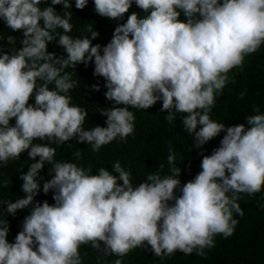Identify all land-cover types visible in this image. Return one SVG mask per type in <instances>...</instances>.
I'll return each instance as SVG.
<instances>
[{
    "label": "clouds",
    "instance_id": "obj_1",
    "mask_svg": "<svg viewBox=\"0 0 264 264\" xmlns=\"http://www.w3.org/2000/svg\"><path fill=\"white\" fill-rule=\"evenodd\" d=\"M87 4L75 0L77 9ZM132 4L94 0L96 13L113 21ZM135 4L146 15L131 13L101 54V45L92 44L99 33L91 25L85 29L91 39L66 34L71 12L57 15L52 6L42 9L41 0H0V20L23 33V47L11 53L0 48V166L29 149L34 161L20 175L25 195L4 203L14 222L0 211V264H222L219 252L236 257L235 264H264V234L255 233L260 225L252 213L256 203L242 220L240 200L241 194L258 198L264 213V0ZM51 5L72 7L70 0ZM57 28L65 33L58 35L62 58L47 50ZM7 41L15 45L16 37ZM90 62L114 106L101 111L104 126L85 130L88 112L71 104L68 93L77 82L63 70ZM32 96L34 105L28 103ZM216 106L234 119L224 120ZM151 107L162 112L151 129L158 132L136 147L125 144L153 170L146 178L119 161L113 172L85 170L56 161L49 145L32 143L62 145L77 138L98 152L117 138H133L140 124L150 128L135 110ZM177 121L196 149L217 137L211 150L199 154L200 166L192 163V152L158 140L159 131ZM46 163L54 175L43 192L53 191L54 205L34 204L41 190L36 177ZM29 207L30 215L19 216L17 210Z\"/></svg>",
    "mask_w": 264,
    "mask_h": 264
},
{
    "label": "trees",
    "instance_id": "obj_2",
    "mask_svg": "<svg viewBox=\"0 0 264 264\" xmlns=\"http://www.w3.org/2000/svg\"><path fill=\"white\" fill-rule=\"evenodd\" d=\"M222 2V0H221ZM72 5L69 9H63L62 5H51V0H41L40 7L43 9L47 6H52L55 8L57 15L64 16L65 12H71L72 17L70 23L72 24V31L66 33L67 35L73 38H83L89 36L91 39V33L85 31L88 25L93 27V30L98 32L99 35L96 39L92 40V44L101 45V54L103 46L109 43L112 39L115 28L122 23H126L127 18L131 13L136 12L140 17L146 15L140 8L133 4L124 14L123 18L117 21L110 20L106 17L98 15L95 11L94 0H88V4L84 9H77L75 7V0H70ZM180 19V17H179ZM41 26H43V21H40ZM65 34L60 28L56 29V32L53 35L57 36V39L48 42L47 50L49 52L55 53L56 57L62 58L66 56V53L62 46L58 44V35ZM7 36L16 37L15 45L10 44L7 41ZM23 39V33L21 31H12L7 27L3 20H0V48L3 51L11 53L13 50H18L23 47L21 41ZM58 66V65H57ZM63 71H66L71 74V79L77 82V86L71 89L68 95L71 96V104L85 108L88 112V116L85 118L83 127L85 130L94 128L95 126H104L106 124L107 117L102 114L101 111H107L109 107L114 106L113 101H109L105 97V92L107 91L105 87V80L103 77H98L93 74L94 72V63L90 62L87 66L84 64H78L76 68L68 67ZM63 71L61 75H63ZM43 81H38V84H42ZM262 83L264 84V74L262 75ZM93 85H98L99 90L92 88ZM55 87L54 83L49 85L50 89ZM63 94V93H61ZM29 104H35V97L32 96L29 99ZM123 107V105H119ZM130 107V106H129ZM213 110L222 114L224 120L232 121L234 116L227 112L222 113L223 108L221 106H216ZM137 115L143 116L148 120L149 127L145 125H138L134 137H129L126 142L119 140H113L110 144L104 145L100 148L98 152L93 151L91 145L87 142H78L77 138H73L70 141L65 142L62 145H57L55 142H49L48 140H33V144H42L49 145L55 149L56 161L60 162H73L78 166L88 168L92 171L98 170L101 167L113 172L110 167L117 161L121 163V166L126 170L130 171V168L133 169L135 174H141L142 177L146 178L153 170L141 160V158L134 157L135 153L131 150V147L125 145L127 143H132V146L136 147V143L143 140L150 132L156 133L158 131L151 130L152 127L158 123L157 119H160L162 112L157 107H151L147 110L138 109L135 110ZM10 126L15 125V118L10 120ZM158 140L161 141H171L172 143L182 146V152H192V163L195 165L201 164L202 155L199 156L205 150H211L212 141L217 138L215 137L208 143L204 144L200 149H196L193 142V138L189 137L187 133L182 129L180 121H177L174 125L167 126L162 128L157 134ZM157 148V142L154 145ZM28 151L26 150L21 153V156L17 160H9L6 166H0V211L8 216L10 222H14L15 216L8 214L5 210L7 205L5 202H15L16 200L22 198L25 193L22 191L23 181L20 179L21 172H27L32 161L28 156ZM79 151L81 153L80 157L77 158L74 156V153ZM205 151V152H206ZM37 160L39 157L36 158ZM53 165L46 163L43 169L40 171L39 175L36 177L37 181L40 180L41 190L38 195L34 198V204L36 202L43 203L45 200L48 201L50 205H54L53 202V191L50 190L47 194L43 192V184L45 181L52 178L54 172H50ZM189 172V170H188ZM132 174V173H131ZM118 175V174H116ZM6 185V186H5ZM242 199H244V215L241 217L242 220H245V214L251 208L253 202L255 201V208L253 207L255 215L258 217V222L254 221L251 216L249 218L254 221L256 225H260L258 230L255 233H260L262 237L264 234V220L261 217H264V213L261 210L257 209V206H261L259 199L256 197L247 198V194H241ZM31 207L25 208L22 210H17L19 216L24 215L25 217L31 214ZM260 217V218H259ZM219 257L222 261V264H235L236 257L224 255L219 252ZM164 260H155L147 264H162Z\"/></svg>",
    "mask_w": 264,
    "mask_h": 264
}]
</instances>
